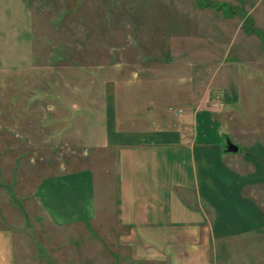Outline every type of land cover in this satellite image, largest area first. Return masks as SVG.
<instances>
[{"label": "rangeland", "instance_id": "1", "mask_svg": "<svg viewBox=\"0 0 264 264\" xmlns=\"http://www.w3.org/2000/svg\"><path fill=\"white\" fill-rule=\"evenodd\" d=\"M153 3L0 0V229L11 251L4 264H161L136 261L119 244L117 178L103 174L114 166L106 139L115 133L118 141L122 129L215 144L227 165L244 170L264 145V0H191L174 11ZM178 12L191 13L185 30ZM218 18L235 25L222 32ZM182 29L201 42L170 46ZM226 140L238 151L228 152ZM85 168L99 176L101 212L58 226L36 188ZM255 193L264 210V186ZM212 264H264V230L215 242Z\"/></svg>", "mask_w": 264, "mask_h": 264}, {"label": "crops", "instance_id": "2", "mask_svg": "<svg viewBox=\"0 0 264 264\" xmlns=\"http://www.w3.org/2000/svg\"><path fill=\"white\" fill-rule=\"evenodd\" d=\"M153 1L155 6L161 4L160 8L167 4L166 9H173L174 3L178 4L177 9L191 3V0ZM218 1L234 5V0ZM251 5L247 12L254 13L257 6ZM213 11L210 17L207 11L205 15L211 18ZM174 14L180 17L177 20L182 28H186L184 23L191 13ZM217 20L222 32L235 25L232 19L222 23L221 18ZM184 30L180 38L171 35L170 46L189 40L201 42L200 38L191 39ZM199 92L198 100L204 91ZM114 134L106 139L114 149V166L103 175L115 174L117 178L112 197L116 224L121 229L118 240L134 260L212 264L215 242L264 230V210L255 193L264 186V145L254 147L244 170L241 163L234 164V168L227 165L217 153V145L196 138H178L174 133V137L163 132L152 134L149 129L139 128L118 131V141L113 140ZM126 138L132 142L125 143ZM97 177L86 168L46 177L36 188V198L58 226L90 222L101 212L105 200V195L101 200L96 197ZM8 236L7 231L0 229V264L11 260Z\"/></svg>", "mask_w": 264, "mask_h": 264}, {"label": "water", "instance_id": "3", "mask_svg": "<svg viewBox=\"0 0 264 264\" xmlns=\"http://www.w3.org/2000/svg\"><path fill=\"white\" fill-rule=\"evenodd\" d=\"M226 150L228 152H237L238 151V147L231 143L229 140H226Z\"/></svg>", "mask_w": 264, "mask_h": 264}]
</instances>
